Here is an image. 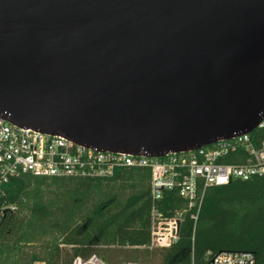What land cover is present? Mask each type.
Masks as SVG:
<instances>
[{
    "label": "water",
    "instance_id": "water-1",
    "mask_svg": "<svg viewBox=\"0 0 264 264\" xmlns=\"http://www.w3.org/2000/svg\"><path fill=\"white\" fill-rule=\"evenodd\" d=\"M0 117L159 157L264 118V0H0Z\"/></svg>",
    "mask_w": 264,
    "mask_h": 264
},
{
    "label": "trees",
    "instance_id": "trees-1",
    "mask_svg": "<svg viewBox=\"0 0 264 264\" xmlns=\"http://www.w3.org/2000/svg\"><path fill=\"white\" fill-rule=\"evenodd\" d=\"M149 180L147 168L10 179L0 196V264H74L93 255L105 264H208L222 252H251L264 264V175L208 187L196 221L175 191L155 201ZM154 205L168 216L183 210L169 247L150 246Z\"/></svg>",
    "mask_w": 264,
    "mask_h": 264
},
{
    "label": "built area",
    "instance_id": "built-area-1",
    "mask_svg": "<svg viewBox=\"0 0 264 264\" xmlns=\"http://www.w3.org/2000/svg\"><path fill=\"white\" fill-rule=\"evenodd\" d=\"M258 128L264 129V118L255 129ZM252 132L190 151L154 157L92 148L62 135L25 129L0 117V196L10 179L22 173L107 178L122 168H147L153 199L159 201L165 192L175 191L196 221L208 187L264 175V135L255 141ZM182 217L181 209L168 216L154 205L150 246H171L179 237ZM254 263L251 252H222L214 255L208 264Z\"/></svg>",
    "mask_w": 264,
    "mask_h": 264
},
{
    "label": "rangeland",
    "instance_id": "rangeland-1",
    "mask_svg": "<svg viewBox=\"0 0 264 264\" xmlns=\"http://www.w3.org/2000/svg\"><path fill=\"white\" fill-rule=\"evenodd\" d=\"M74 264H105L101 258H99L97 255H93L90 259L88 260H83V259H79L77 258L74 262ZM125 264H140V263H136V262H129V263H125Z\"/></svg>",
    "mask_w": 264,
    "mask_h": 264
}]
</instances>
